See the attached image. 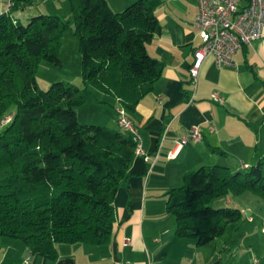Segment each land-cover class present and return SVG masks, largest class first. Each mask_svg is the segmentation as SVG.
Wrapping results in <instances>:
<instances>
[{
	"label": "trees",
	"instance_id": "1",
	"mask_svg": "<svg viewBox=\"0 0 264 264\" xmlns=\"http://www.w3.org/2000/svg\"><path fill=\"white\" fill-rule=\"evenodd\" d=\"M81 76L133 112L162 72L146 44L157 25L160 0H135L113 11L106 0H71ZM29 0H9L0 14V118L17 108L0 133V236L19 239L31 253L54 259L59 243L100 245L112 235L113 199L135 156L133 136L118 127L80 123L86 101L76 85L55 81L38 87L41 60L60 65L58 36L67 28L58 16L37 14L27 24L12 13ZM111 105V104H110ZM116 108V106H115ZM249 191L264 200V165L247 172L201 166L166 193L176 235L203 245L241 218L235 207H213L217 197Z\"/></svg>",
	"mask_w": 264,
	"mask_h": 264
},
{
	"label": "crops",
	"instance_id": "2",
	"mask_svg": "<svg viewBox=\"0 0 264 264\" xmlns=\"http://www.w3.org/2000/svg\"><path fill=\"white\" fill-rule=\"evenodd\" d=\"M106 1L121 11L135 0ZM7 10L6 0H0V14ZM154 11L157 25L146 50L162 72L153 90L127 112L149 158L135 154L128 176L119 182L110 241L59 243L50 259L31 253L19 239L0 236V264H264V215L237 199L259 204L250 194L259 196L249 191L235 199L227 195L225 203L238 208L241 218L203 245L177 237L175 219L166 210V193L201 166L247 172L258 162L264 165V37L239 48L232 67H218L206 57L194 85L189 69L200 44L194 24L197 1L160 0ZM19 12L12 13L14 20L20 21ZM213 91L223 96L222 103L211 99ZM103 96L111 104L104 123L118 127L117 100ZM193 127L200 140L189 136ZM181 138L178 155L168 160L174 140Z\"/></svg>",
	"mask_w": 264,
	"mask_h": 264
},
{
	"label": "built area",
	"instance_id": "3",
	"mask_svg": "<svg viewBox=\"0 0 264 264\" xmlns=\"http://www.w3.org/2000/svg\"><path fill=\"white\" fill-rule=\"evenodd\" d=\"M198 12L195 27L198 30L200 44L193 51V61L189 72L192 83L196 81L204 59L211 56L218 67L235 65L234 53L243 45L264 37V0H196ZM214 102L222 103L224 98L218 91L210 95ZM11 115H4L0 125L11 121ZM115 121L119 129L133 136L136 143L135 154L149 157L142 149L141 137L132 120L122 107L116 109ZM189 136L200 140L197 127L191 128ZM185 138L174 140V147L167 152L168 160L174 159L181 149Z\"/></svg>",
	"mask_w": 264,
	"mask_h": 264
},
{
	"label": "rangeland",
	"instance_id": "4",
	"mask_svg": "<svg viewBox=\"0 0 264 264\" xmlns=\"http://www.w3.org/2000/svg\"><path fill=\"white\" fill-rule=\"evenodd\" d=\"M8 2L9 0H6V6L9 5ZM19 13V19L22 24H27L29 17L37 14L58 16L62 22L67 24L68 27L58 36L56 47V52L61 64L53 65L45 60H41L36 68L37 85L42 90H46L50 84L55 81H62L66 84L78 86L86 95L85 103L76 109V111H78V121L85 124L104 125L106 115L110 109V105L108 104L110 99L108 96H103L102 92H99L98 90L96 91L92 87L87 89L82 81L78 37L74 32L75 14L73 2L71 0H29L26 8ZM16 108V104L12 103L9 106L6 115H11L13 117ZM5 126L0 125V133ZM108 126L114 127L111 123H109ZM9 174V169L0 171V180ZM250 195L257 199L259 204L256 202L248 203V200H240V198H237L239 201L238 204L242 206H253L255 214L264 215V201L252 194ZM228 197H231L232 199L236 198V196L233 195H229ZM226 198L227 196L214 198L210 202V205L213 207H233V205L225 203L224 200ZM234 204L236 205V203Z\"/></svg>",
	"mask_w": 264,
	"mask_h": 264
}]
</instances>
